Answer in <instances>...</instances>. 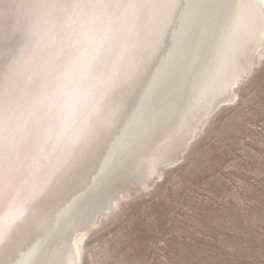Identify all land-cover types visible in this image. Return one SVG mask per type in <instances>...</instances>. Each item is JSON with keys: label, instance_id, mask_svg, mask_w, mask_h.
<instances>
[{"label": "bare ground", "instance_id": "6f19581e", "mask_svg": "<svg viewBox=\"0 0 264 264\" xmlns=\"http://www.w3.org/2000/svg\"><path fill=\"white\" fill-rule=\"evenodd\" d=\"M264 59V0H0V264H83Z\"/></svg>", "mask_w": 264, "mask_h": 264}, {"label": "rangeland", "instance_id": "374dc122", "mask_svg": "<svg viewBox=\"0 0 264 264\" xmlns=\"http://www.w3.org/2000/svg\"><path fill=\"white\" fill-rule=\"evenodd\" d=\"M238 95L88 235L83 264H264V59Z\"/></svg>", "mask_w": 264, "mask_h": 264}]
</instances>
